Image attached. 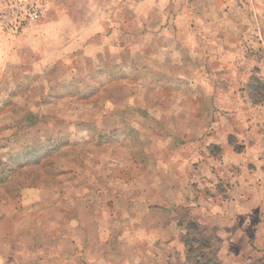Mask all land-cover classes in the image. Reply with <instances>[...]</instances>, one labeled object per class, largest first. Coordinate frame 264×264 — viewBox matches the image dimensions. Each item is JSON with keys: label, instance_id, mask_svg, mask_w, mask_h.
Here are the masks:
<instances>
[{"label": "rangeland", "instance_id": "374dc122", "mask_svg": "<svg viewBox=\"0 0 264 264\" xmlns=\"http://www.w3.org/2000/svg\"><path fill=\"white\" fill-rule=\"evenodd\" d=\"M0 264H264V0H0Z\"/></svg>", "mask_w": 264, "mask_h": 264}, {"label": "built area", "instance_id": "2783aa9c", "mask_svg": "<svg viewBox=\"0 0 264 264\" xmlns=\"http://www.w3.org/2000/svg\"><path fill=\"white\" fill-rule=\"evenodd\" d=\"M31 18H32V19H36V18H38V12H33V13L31 14Z\"/></svg>", "mask_w": 264, "mask_h": 264}]
</instances>
